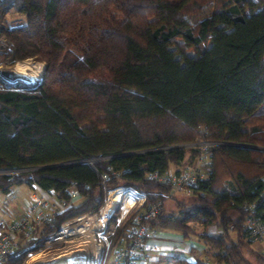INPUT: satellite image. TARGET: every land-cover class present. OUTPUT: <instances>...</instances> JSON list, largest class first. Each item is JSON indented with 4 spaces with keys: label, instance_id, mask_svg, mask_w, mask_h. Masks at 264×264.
I'll list each match as a JSON object with an SVG mask.
<instances>
[{
    "label": "trees",
    "instance_id": "trees-1",
    "mask_svg": "<svg viewBox=\"0 0 264 264\" xmlns=\"http://www.w3.org/2000/svg\"><path fill=\"white\" fill-rule=\"evenodd\" d=\"M12 9L24 22L10 28ZM0 13L14 61L45 65L36 87L0 89V193L78 183L83 199L57 226L104 204L106 175L161 203L151 228L205 246V260L168 264H254L244 244L251 212L264 225V0H2ZM202 141L213 171L167 212L168 188L148 176L181 173ZM211 226L221 233L198 232Z\"/></svg>",
    "mask_w": 264,
    "mask_h": 264
},
{
    "label": "built area",
    "instance_id": "built-area-1",
    "mask_svg": "<svg viewBox=\"0 0 264 264\" xmlns=\"http://www.w3.org/2000/svg\"><path fill=\"white\" fill-rule=\"evenodd\" d=\"M14 55L12 43L0 38V89H13L19 85L30 87L35 83L26 75L15 72V65L10 70L3 66L13 62ZM190 146L197 147L199 152L181 173L169 170L149 174L150 180L168 188L163 197L193 196L199 180L213 171L214 144L202 141ZM101 185L107 196L98 210L66 219L57 226V217L71 209L75 201L83 199L79 184L73 183L64 191L34 186L25 213L10 220H0V264H68L70 258L79 255L83 256L81 264H147L153 253L164 252L165 249L154 241L159 231L149 225L159 213L161 203L147 206V194L134 187L110 190L106 175ZM113 192L117 195L116 203H112ZM118 209L122 215L131 212L134 216L127 230V239L108 257L115 234L110 229L111 219ZM51 226L54 228L50 229ZM246 227L253 238L264 241V225L252 212L246 220ZM262 253L264 255V246Z\"/></svg>",
    "mask_w": 264,
    "mask_h": 264
},
{
    "label": "rangeland",
    "instance_id": "rangeland-1",
    "mask_svg": "<svg viewBox=\"0 0 264 264\" xmlns=\"http://www.w3.org/2000/svg\"><path fill=\"white\" fill-rule=\"evenodd\" d=\"M0 16H1V13H0ZM3 16H4L3 22H5V24L10 28H13V26H16V25L24 22V17L19 15V14H16L13 9L5 12ZM27 61L33 63L34 65H36V67H40L41 65H44V64L36 62V60H33V59H29ZM13 62H9V64H4L3 66L6 67L8 70H10L14 65L16 66L20 61L17 62V64L15 61H13ZM23 62H20L18 64V66ZM41 67H43V66H41ZM14 71H16V70H14ZM44 72L45 71L43 70V75H44ZM22 73H23V75H26L27 77H30V75H31V74L30 75L26 74L25 71H22ZM35 73L37 75H39V73H41V69H39V70L37 69V71H35ZM122 186H125V185H121V184L116 185V186L110 188V190L111 189L113 190L115 188L122 187ZM31 190L32 189H30L27 185L24 184V185L14 186L12 188V191L8 194L0 193V220H10L11 218H15V217L20 216L21 214H24L27 205L31 201V199H30ZM106 196H107V194L105 193V198H106ZM177 196H179L180 200L183 199V198H181V197H183L182 195H177ZM81 200L75 201V205L78 204ZM165 209L167 212L173 211L175 209V200H173L172 198H166ZM130 213L126 214V215H122L121 212L118 211V216L116 217L115 221L111 222V224H110L111 231H115V233H116L117 228L125 226L129 221V218L131 215ZM129 225L130 224L128 223L127 229L129 227ZM198 232H207V233L219 235L221 233V230L218 229L216 226H211L208 228L199 227ZM247 240L249 241L250 239L247 238ZM161 242H166V243H164V245L167 247V249H165V250L168 252L167 255H165L167 258V261L164 264H168L171 260H173L176 257H178V258L190 257L189 254L184 252V246H186L188 244V242L186 240H174L172 238H169V239H163ZM263 246H264V241L260 240V239H255V238H254L252 244H250V245L244 244V250L246 253V257L249 258L254 264H261L260 263L261 257H259V256H261L263 254L262 253ZM177 248H180L182 250V253H176V252H178V251H176ZM109 250H110L109 251L110 253L115 251V250L113 251L112 249H109ZM111 254H113V253H111ZM200 254H201V252L200 253L198 252L195 255V258L196 259L200 258L203 260L208 258L206 256L205 252H203L201 255ZM153 255L159 256L160 254L159 253H153L152 256Z\"/></svg>",
    "mask_w": 264,
    "mask_h": 264
},
{
    "label": "crops",
    "instance_id": "crops-1",
    "mask_svg": "<svg viewBox=\"0 0 264 264\" xmlns=\"http://www.w3.org/2000/svg\"><path fill=\"white\" fill-rule=\"evenodd\" d=\"M169 238H172L174 240H186L188 242V244L184 246V252L190 255V257L185 258L188 261L196 260L195 255L198 252L199 253L201 252V254L204 252L205 246L203 245V243L199 242L196 238L185 239L181 234H178V233L159 231V234L154 238V241L158 243L159 245H161L164 249H167V247L164 245V243L166 242H161V241L163 239H169ZM176 251H178L176 253H182V250L180 248H177ZM167 253L168 252L165 250L159 256L153 255L151 260L147 264H164L167 260L161 261V259L166 258L165 255H167Z\"/></svg>",
    "mask_w": 264,
    "mask_h": 264
},
{
    "label": "bare ground",
    "instance_id": "bare-ground-1",
    "mask_svg": "<svg viewBox=\"0 0 264 264\" xmlns=\"http://www.w3.org/2000/svg\"><path fill=\"white\" fill-rule=\"evenodd\" d=\"M20 63V62H19ZM18 63V64H19ZM18 64L16 66L13 67V70H16L15 72L18 73H22V71H25L26 74H31L30 77H28L31 82H37L41 79V77H43V70L45 71V65H41L43 67H36V65H34L33 63L29 62V61H24L23 63H21L19 66ZM37 69H41V73H39V75H37L35 73V71H37ZM38 78V79H37ZM111 199H112V203H116L117 202V195L115 192H113L111 194ZM71 260L69 261L68 264H81V262H83V256L79 255V256H75L73 258H70ZM60 262H65L64 260H60Z\"/></svg>",
    "mask_w": 264,
    "mask_h": 264
},
{
    "label": "water",
    "instance_id": "water-1",
    "mask_svg": "<svg viewBox=\"0 0 264 264\" xmlns=\"http://www.w3.org/2000/svg\"><path fill=\"white\" fill-rule=\"evenodd\" d=\"M42 79H43V77H42ZM42 79H41V81H42ZM41 81H39V82H35V83H33V84H30V86H31V87H34V86L36 87Z\"/></svg>",
    "mask_w": 264,
    "mask_h": 264
}]
</instances>
